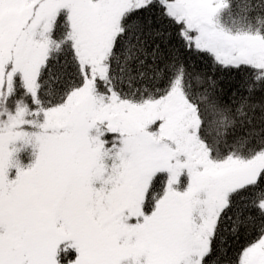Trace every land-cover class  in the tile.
<instances>
[{"label":"snow or ice","instance_id":"1","mask_svg":"<svg viewBox=\"0 0 264 264\" xmlns=\"http://www.w3.org/2000/svg\"><path fill=\"white\" fill-rule=\"evenodd\" d=\"M0 264H264V0H0Z\"/></svg>","mask_w":264,"mask_h":264}]
</instances>
